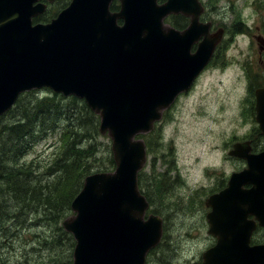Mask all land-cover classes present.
Returning <instances> with one entry per match:
<instances>
[{"label": "water", "instance_id": "obj_1", "mask_svg": "<svg viewBox=\"0 0 264 264\" xmlns=\"http://www.w3.org/2000/svg\"><path fill=\"white\" fill-rule=\"evenodd\" d=\"M36 1L0 0V115L31 89L84 99L99 115V132L111 139L115 168L85 176L71 201L74 214L62 221L75 240L71 264H145L160 241L162 218L144 217L149 204L137 175L147 154L137 135L152 130L190 87L222 30L210 33V22L199 21L198 0H119L118 12L109 11L111 0H70L48 23L32 24L45 7ZM171 13L187 16V27L164 25ZM255 95L264 133V88ZM243 155L247 168L206 201L212 208L208 232L217 243L202 254V264H264V247L246 246L254 224L239 221L247 213L242 209L252 210L255 193L264 190V152ZM245 183L252 189L242 190Z\"/></svg>", "mask_w": 264, "mask_h": 264}, {"label": "rangeland", "instance_id": "obj_2", "mask_svg": "<svg viewBox=\"0 0 264 264\" xmlns=\"http://www.w3.org/2000/svg\"><path fill=\"white\" fill-rule=\"evenodd\" d=\"M206 4L210 11L201 19L211 21L214 31L223 27L227 36L219 43L215 59L190 90L163 113L149 134L143 135L148 159L141 179L153 184L159 179L158 174L164 171L166 181L163 187L166 202L168 200V206L163 204L165 198H160L162 202L157 203V210L165 220L164 238L146 258L145 264H200L207 237L206 222L197 208L201 206V197L207 195L213 186L214 179L222 176L221 171H230L229 165L214 170L220 156L249 128L248 124L240 125L243 122L242 103L247 98L249 86L253 87L247 83L243 64L250 52V33L256 29L255 25L260 26L264 9L258 0H206ZM184 22V17H178L179 27ZM240 28L249 31L234 33ZM50 91L41 88L29 97L23 93L20 96L29 104L34 97L41 98L51 94ZM9 119L4 116L2 121ZM58 133L57 130L50 131L23 155L25 164L38 165L34 171L38 180L34 184H38L41 190L45 188V181L50 179L45 175L43 165L48 162V156L51 159L59 150ZM7 138L4 134L0 143H5ZM88 140L94 141L98 149L92 158L87 156V161L93 165L91 172L105 169L111 139L106 133L93 131V138ZM20 142L10 140L7 143L15 148ZM172 176L176 178L172 179ZM4 202L6 200H2ZM10 209L17 212L9 204ZM39 210L41 208L37 207L26 216L21 214L23 222L11 213L8 217L5 212L0 214V226L4 229L0 233V264H52L57 255L62 262L69 259L68 252L74 241L61 233L60 246L53 243L51 236L55 231L41 219ZM51 212L44 213L53 216ZM72 213L70 211L67 216ZM202 236L206 238L204 242Z\"/></svg>", "mask_w": 264, "mask_h": 264}, {"label": "trees", "instance_id": "obj_3", "mask_svg": "<svg viewBox=\"0 0 264 264\" xmlns=\"http://www.w3.org/2000/svg\"><path fill=\"white\" fill-rule=\"evenodd\" d=\"M36 91L31 90L23 94L29 97ZM50 92L51 94L41 98L34 97L29 104L25 102L26 99L21 100L19 95L15 104L0 116V137L4 134L8 137L5 143H0V214L5 212L8 217L11 213L13 217L23 222L21 214L26 216L31 209L41 208V211L39 210L41 219L49 227H53L55 233L51 238L53 243L60 246L61 233L74 241L72 235L62 227L61 221L71 211L72 199L82 187L84 177L92 170L93 165L87 161V156L92 158L98 149L94 141L88 139L93 138V131L98 134L99 117L83 99ZM4 116L10 119L4 122L2 121ZM53 130H57V133L59 131L57 134L59 150L51 159L48 156V162L43 165L45 175L51 180H46L45 188L41 190L38 184H34L38 180L34 173L38 165L32 162L25 164L22 159L33 144L44 139ZM10 140L21 142L14 148L7 143ZM107 152L109 153L107 166L95 172L112 170L115 167L108 148ZM141 172L138 174V185L150 204L149 212L162 216L157 210V203L162 202L160 198H165L163 204L168 206L163 187L166 181L164 171L158 174L159 179L153 184L144 183L140 176ZM155 197L158 198V202ZM2 200L6 202L2 203ZM9 204L17 212L9 210ZM44 212H51L53 216ZM3 231V227L0 226V233ZM73 247L72 242L68 252L69 259L66 262L60 261L61 257L57 255L52 264H71Z\"/></svg>", "mask_w": 264, "mask_h": 264}, {"label": "flooded vegetation", "instance_id": "obj_4", "mask_svg": "<svg viewBox=\"0 0 264 264\" xmlns=\"http://www.w3.org/2000/svg\"><path fill=\"white\" fill-rule=\"evenodd\" d=\"M38 1L45 4V10H43L41 13H39L33 18V21L35 22L49 21L51 18L54 17L53 15H56L69 3V0H38ZM201 1L206 9V12L204 13L205 15L208 12V10H210V8L207 6L206 0H201ZM258 1H260L261 3V8L264 9V0H258ZM157 2L162 3L163 1L157 0ZM119 7H120V3L118 0H112L109 4V9L111 12H117L119 10ZM50 13L52 14V16L48 17ZM184 20L185 22L181 27H178L179 29H183L187 25L188 18L187 19L184 18ZM208 22H210L211 25L210 31H214L212 29L213 28L212 22L211 21ZM117 23L121 24V20L118 19ZM165 23L168 25V15L165 19ZM255 27L256 29H253L254 31L250 33V38H249L250 52L248 53L247 59L243 64V67L245 68L246 71L247 83L250 82L251 84H253V87L249 86L248 88L249 90H247L248 93L247 98H245L244 102L242 103L243 107L241 113V117H242L241 120H243V122L240 125L245 126L248 124L249 128L246 132H244L245 134L242 135L241 137L235 139L233 138L234 140L230 144L229 149L223 152V154L220 156L219 164L216 166V168H214L215 170L221 166L226 167L227 165H229L230 171L225 172L222 170L221 173L219 172L220 174H222V176L216 177L214 179L213 186H211L207 195H203L201 197V206L197 208V212L200 213V216H202V219L206 222L205 229H206V237H207L206 244H204L205 248L203 249L202 253L208 250L209 248L213 247L217 243V237L208 232L209 224L207 221V216L212 208L210 203H207L206 201L211 195L221 192L228 186V181L233 173L240 172L247 168L248 165L247 159L244 157L243 154H246L247 151L252 154H258L264 152V133L260 128L259 122L256 120L257 111H256V95H255V91L257 89L264 88V12L263 15L261 16L260 26L255 25ZM221 29H222V36L223 37L227 36L226 30L223 27H221ZM216 30L217 29H215V31ZM247 31H249V29L245 30L243 28H240L238 31H234V33H238V32L245 33ZM234 144H239V145L234 148L235 153L233 152L234 154H231L230 151L233 149ZM175 178L176 177L172 176V179ZM252 187H253L252 183H245L241 185L242 190L243 189L250 190L252 189ZM255 194H256L255 205L252 207V210L250 211H248V209H242L247 213L245 217L240 219L239 221L242 222L246 221L254 224V227L251 230V233L248 237L246 246L264 247V225L260 224V221L264 219V190L259 191ZM200 216L198 215V218H200ZM202 239L204 242V240L206 239L205 236H202ZM202 253L200 254V264L202 262L201 259Z\"/></svg>", "mask_w": 264, "mask_h": 264}]
</instances>
